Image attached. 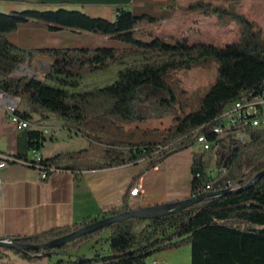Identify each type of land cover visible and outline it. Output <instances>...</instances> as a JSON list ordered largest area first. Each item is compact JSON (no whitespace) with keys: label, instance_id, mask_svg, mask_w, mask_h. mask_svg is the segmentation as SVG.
<instances>
[{"label":"trees","instance_id":"obj_1","mask_svg":"<svg viewBox=\"0 0 264 264\" xmlns=\"http://www.w3.org/2000/svg\"><path fill=\"white\" fill-rule=\"evenodd\" d=\"M209 1L235 3L241 0H199L184 7L186 11L208 17L216 13L222 26L236 22L240 28L237 42L219 46L192 43L188 39L180 40L172 36L160 38L157 32L162 26L161 20L148 15L136 16L124 8L116 10L112 21L63 8L9 14L0 12V91L5 96L25 100L32 111L42 116V120L47 119L49 113L61 119L64 126L77 129L90 123L95 127L96 124L99 127L101 124H113L119 128L133 125L142 117V106L153 104L160 113L171 118L166 128L151 130L162 139L127 143L112 136L105 158L110 159L115 149L126 150L128 154L121 158L117 156L112 161L106 160L107 163L101 165H89L90 168L116 167L148 159L145 168L136 176L138 180L147 170L174 154L191 149L199 133H205L221 144L216 153L220 172L211 179L207 174L209 162L206 154L194 152L192 196L203 193L206 184L211 181H216V189L229 182L241 187L264 170V130H252L249 138L241 141L232 134L218 138L212 127L225 109L242 95L263 90L264 30L246 15L238 13L234 5L224 9ZM30 20L45 22L52 31L71 27L106 35L128 47L28 50L11 43L7 35L15 32L20 23ZM39 54L55 58L54 74L48 75L45 81L24 76L11 77L18 65ZM128 58H132L130 63H127ZM213 61L218 64L215 81L207 87L203 96L196 92L191 98H186L184 92L177 89L175 73L206 68ZM113 64L123 67L112 83L89 90L79 89L84 73L101 72ZM18 115L27 121L32 119L28 112L19 110ZM24 136L28 149L32 150H40L46 140L39 129H26ZM160 147L164 149L159 151ZM84 154L82 150L61 153L52 158H42L39 162L31 160V163L53 168L63 159H78ZM17 158L29 160L22 155ZM198 173L200 177H197ZM130 209L135 208L125 205L121 211L114 210L107 216ZM98 219H88L37 235L11 238L20 243L42 244ZM143 222L146 224L139 229L138 223ZM106 232L107 250H98L91 257L76 255L71 259H62L60 263L151 264L148 260L158 253L190 245L191 264H264V177L247 190L205 198L175 214L150 220L133 218L117 222L47 250L42 256H39L42 253L39 250L11 251L25 258L33 254L36 259H50L69 255L72 250L93 240L100 243ZM4 256L0 249V258Z\"/></svg>","mask_w":264,"mask_h":264},{"label":"crops","instance_id":"obj_2","mask_svg":"<svg viewBox=\"0 0 264 264\" xmlns=\"http://www.w3.org/2000/svg\"><path fill=\"white\" fill-rule=\"evenodd\" d=\"M196 1L199 0H0V12L9 14L63 8L83 12L92 18L112 21L115 19L116 10L124 8L136 16L148 15L161 20L162 28L174 30L179 36L177 39L180 40L188 39L192 43L203 42L219 46H226L239 40L240 28L236 22L222 26L218 23L216 13L212 17H207L201 13L184 10V7ZM209 3L222 6L224 9L234 5L238 13L246 15L264 30V0H241L235 3L209 1ZM214 20L215 23H212ZM232 34L237 35L234 40L225 39ZM7 37L11 43L28 50L128 47L127 44L109 36L76 28L62 27L60 30L52 31L49 24L36 20L20 23L17 30L9 33ZM39 56V63L44 65L55 63V58L49 54ZM23 101L25 104L20 111L28 112L32 116L31 127L28 130L39 129L44 133L52 129L55 130L54 135L44 134L46 140L40 150L28 149L24 136L26 129L19 130L12 125L2 105L0 106V153L15 157L22 155L32 160L37 156L47 159L61 153L82 150L89 155L90 161L83 164L80 158L63 159L53 167L54 170L47 178L42 177L39 169L20 163H12L0 170L3 183L0 199V239L18 235H37L55 228L80 224L88 219H100L114 210L121 211L125 205L139 208L179 201L192 196V147L174 154L147 170L138 180L136 176L145 168L148 159L116 167L90 168L89 165H101L107 162L103 154L98 156L97 151H93L95 143L88 134L81 128L64 126L61 119L49 113L47 119L42 120V116L32 111L27 102ZM135 124L128 125V128L151 131L162 130L169 125L167 123L164 127L143 128ZM137 182L141 184V191L137 196H131V189ZM98 244L100 243L95 240L91 245L92 256L98 250L108 249V247L98 248ZM84 247L85 245H81L71 254L87 255L84 253ZM2 253L5 256L0 258V264H41L40 262L49 264V259H39L35 262V255L25 258L20 254L11 255L5 249H2ZM62 259H65V255L57 262ZM155 260L162 261L159 257Z\"/></svg>","mask_w":264,"mask_h":264},{"label":"rangeland","instance_id":"obj_3","mask_svg":"<svg viewBox=\"0 0 264 264\" xmlns=\"http://www.w3.org/2000/svg\"><path fill=\"white\" fill-rule=\"evenodd\" d=\"M212 16H209V17H212ZM212 23H215V20L212 21ZM170 33L173 34V35L171 34L172 37H175V38L179 37L177 34H175L174 30H169L166 28L163 29L162 26L157 32V35L160 38H162V37H166ZM233 34L229 35V37L226 36L225 39L234 40L237 35H233ZM222 41L224 42V40ZM39 55H36L32 59L28 58L26 62L22 63V66L18 69V71H16V75L18 77H22V76L29 77V78L31 77V78L39 79L41 81H45L48 75L54 74L55 73L54 63H51V65H44L42 63H39V59H40ZM131 61H132V58H128L127 63H130ZM122 67L123 65L113 64L111 67L101 72L84 73L82 76L81 82H80L79 89L89 90V89H93L96 87H103V86H106L112 83L116 78L117 72ZM217 68H218V64L215 61H213L212 64L206 68H196L190 71L176 72L175 76L178 81L177 89L179 91H183L186 98H191L192 96H194L196 92L198 93L199 96H203L207 87L215 81L217 77ZM21 101L22 102L19 106V110L23 106V104H25L23 100ZM167 123L168 124L171 123V118L167 115L160 113V111H158L153 104L147 103L142 106V117L138 122H136L135 125H140L143 128H147V127H151V128L157 127L158 128V127H164ZM81 129H83V131L86 134H88L89 138L92 139V141L95 143V145L93 146V149H94L93 151L94 152L97 151L98 156L100 154H103V158L105 161L106 160L112 161V159L113 158L115 159L117 156L121 158L128 154V151L126 150L120 151L118 149H115L113 150L114 152L110 154V159L105 158V155L107 153L106 150L110 148L108 143L111 142L112 136L114 137V139L117 138L127 143L129 142L138 143L142 139L143 140L148 139L151 142L162 139V137L159 134L152 133L149 130H141L138 128L134 130H130L128 128V125H123L119 128L118 126L115 127V125L113 124H109V125L101 124V127H99V125L96 124V127H95L93 126L92 123H90L87 126L81 127ZM53 131L55 130L49 129L48 131L44 132V134L48 136L54 135ZM141 131H144L147 134L144 135L143 134L144 132L141 133ZM205 157L209 162L208 171H212V170L214 172L218 171L219 168L217 167V160H218L217 154L215 152H210L209 154H206ZM80 160L83 164H87L90 161L89 155L84 154L80 158ZM145 224L146 223L144 222L138 223V228L140 229ZM107 236H108V233L106 232L103 238L101 239L100 244H98V248L102 247V249H104L108 247V243L106 241ZM94 242L95 240L82 244V246L85 245L83 250H84V253H86L88 257L92 256L93 250H91L90 247ZM79 248H77L76 250H78ZM7 251H9L11 255H15L13 251L11 250H7ZM72 251L70 252L68 257L65 255L66 260L74 258L73 257L74 255L71 254L73 253ZM32 255L33 254H31L30 256ZM157 257L161 258L162 261L155 260V258ZM59 258H62V256H54L50 258L49 264L50 263L51 264H64V263L57 262ZM38 261L39 259L35 260V262H38ZM148 261L149 263H152V264H191V261H192L191 246L184 245V246H181L173 250L158 253L154 255L153 257H151ZM40 263L45 264L46 262H40Z\"/></svg>","mask_w":264,"mask_h":264},{"label":"built area","instance_id":"obj_4","mask_svg":"<svg viewBox=\"0 0 264 264\" xmlns=\"http://www.w3.org/2000/svg\"><path fill=\"white\" fill-rule=\"evenodd\" d=\"M21 104V98L19 97H4V92L0 91V106L5 107L6 117L9 122L14 125L17 129L23 130L31 127L30 121L22 119L18 115L19 106ZM229 107V117L221 118L218 117L213 124V133L218 138H224L229 134H232L236 139L246 141L249 138L250 131L252 130H264V88L260 93H249L242 95L238 100L233 102ZM221 144L217 140H211L206 134V138H196L195 144L193 145V153L201 152L209 154L219 150ZM164 147H160L159 151L163 150ZM43 157L37 156L32 161H41ZM12 163H20L29 167L37 168L41 171L42 177L47 178L48 173L53 171L54 168H47L41 165H34L30 160L19 159L12 155L0 153V170L6 168ZM225 171V170H224ZM219 170L214 172L208 171L207 174L211 179H214L219 174ZM201 174L198 173L197 177ZM216 181H211L206 184L204 192L214 190H225V189H236L235 185L231 182L221 186L219 189L215 188ZM2 179L0 178V199L2 193ZM141 191V184L136 183L131 189V196H137Z\"/></svg>","mask_w":264,"mask_h":264},{"label":"water","instance_id":"obj_5","mask_svg":"<svg viewBox=\"0 0 264 264\" xmlns=\"http://www.w3.org/2000/svg\"><path fill=\"white\" fill-rule=\"evenodd\" d=\"M20 66H22V64L17 66L15 72L11 75V77H18L16 75V71H18ZM263 177H264V170L257 173L250 182L236 189L214 190V191L204 192L197 196H191L179 201L168 202L159 205L139 207L118 213L116 215L106 216L98 220H95L70 234H67L65 236L59 237L57 239L42 244L20 243L18 241H15L11 237L0 239V249H7V250L14 249L24 252L39 250L42 252L41 255L39 256H42L47 250L60 247L64 244L75 241L82 236L88 235L97 230L104 229L123 220L133 219V218H142L144 220L156 219L167 215L175 214L189 206H192L202 201L205 198L217 197V196H222V195H227V194L237 193L243 190H247L253 187L254 185H256Z\"/></svg>","mask_w":264,"mask_h":264},{"label":"bare ground","instance_id":"obj_6","mask_svg":"<svg viewBox=\"0 0 264 264\" xmlns=\"http://www.w3.org/2000/svg\"><path fill=\"white\" fill-rule=\"evenodd\" d=\"M4 97H7V96L4 95ZM228 117H229V107H227L225 109V111L223 112V114L221 115V118H228ZM199 138H206V134L205 133H199Z\"/></svg>","mask_w":264,"mask_h":264}]
</instances>
